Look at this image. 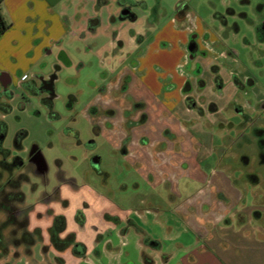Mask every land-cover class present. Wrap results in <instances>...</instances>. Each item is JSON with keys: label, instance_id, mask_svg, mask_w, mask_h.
I'll list each match as a JSON object with an SVG mask.
<instances>
[{"label": "crops", "instance_id": "obj_1", "mask_svg": "<svg viewBox=\"0 0 264 264\" xmlns=\"http://www.w3.org/2000/svg\"><path fill=\"white\" fill-rule=\"evenodd\" d=\"M140 2L1 0L0 12L8 28L0 35V93L8 103L11 87L34 90L47 77L41 72L47 66V55L53 57L56 70L70 67L74 62L69 50L74 43L101 34L108 37L107 52L99 47L96 53L99 59L107 54L103 65L116 74L103 86L107 92L98 93L89 104L91 113L100 106H111L106 117L109 124H96L97 134L111 141L140 171V178L152 185L175 179L185 172L181 165L192 166L188 174L202 179L197 161L203 151H219L222 161V147L211 145L212 127L221 123V110L227 108L233 117L242 119L253 111L237 96L247 74L235 65V58L217 47L210 33L203 30L199 34L183 26V16L171 17L157 28L146 25L149 18L135 10ZM212 66L221 80L218 90ZM22 75H26L24 80ZM55 78L54 74L53 84ZM120 89L122 93L113 97L111 91ZM203 91L209 96L205 98ZM186 97L201 112L188 107ZM126 100L128 104H121ZM210 103L215 110L208 109ZM167 134H175L174 140L169 141ZM215 194L228 199L222 204L212 194L203 196L201 207L213 204V208H153L141 198L139 208L97 209L93 211L98 220L94 231L112 226L120 237L114 240L99 234L86 243L79 231L66 229L65 221L58 238L71 235L72 240L63 248L55 247L50 238L52 221L62 214L55 213L43 197L42 210L28 205L25 209L26 228L37 234L34 243L26 250L6 239L0 248V263L12 254L25 255L28 264H82L81 259L84 264H106L103 258L112 261L115 257L112 264H264V208H231L238 195L235 190L222 194L219 187ZM31 215L35 216L33 223Z\"/></svg>", "mask_w": 264, "mask_h": 264}, {"label": "rangeland", "instance_id": "obj_2", "mask_svg": "<svg viewBox=\"0 0 264 264\" xmlns=\"http://www.w3.org/2000/svg\"><path fill=\"white\" fill-rule=\"evenodd\" d=\"M135 10L138 15L145 14L149 18L146 25L157 28L171 17L183 16V26L199 34L205 30L215 37L217 47L235 58V65L247 74L244 89L238 91L237 96L248 109H253L250 117H233L229 109L221 110L218 115L221 123L212 127L211 145L222 147V161L218 159L219 151L210 154L208 149L203 151L197 161L203 180L188 174L192 166L181 165L185 172L177 174L175 179L152 185L140 178V171L111 141L97 134L98 126L109 124L106 117L111 106H100L92 113L88 110L98 93L107 92L102 88L116 74L115 69L103 65L107 54L102 53L99 59L96 53L99 47L107 52L108 37L100 34L97 38L77 41L69 50L72 66L56 70L53 57L45 58L47 66L41 68V72L56 75L50 106L43 100L45 94L37 88L11 87L10 110L0 113L6 123L2 146L9 149L11 155L19 156L22 162V166L10 173L0 171V188L9 177L25 179L20 184L23 202L12 206L20 211L14 213L16 220L25 216L27 205L36 211L42 210L40 201L48 198L45 203L64 216L66 229L79 231V238L87 243L99 234L114 240L120 237L117 228L112 226H99L94 231L98 220L93 211L139 208L141 198L153 208H213V204L201 207L203 196L212 194L215 201L224 204L228 199L224 190H235L238 195L233 197L231 208H264V161L259 156L264 153V146H259L254 131L264 127V0H141ZM197 67L199 70V65ZM227 91L228 85L222 93ZM120 93L122 89L111 91L113 97ZM202 93L205 98L209 96ZM121 104H128L127 100ZM208 109L215 110V105L210 103ZM17 133L22 136L21 148L14 145ZM167 136L172 141L175 134ZM33 152L40 156L41 167L36 160H31ZM94 156L98 158L93 166ZM223 177L228 180L219 184L217 180ZM219 187L224 198L215 194ZM55 194V198L49 199V195ZM8 216L0 212V225ZM34 217L30 216L31 223ZM11 229L9 225L2 230L7 240L12 236ZM128 236L133 237L132 233ZM28 259L25 255L10 254L0 264H28ZM115 259L103 258V262L112 264ZM81 262L85 263L83 259Z\"/></svg>", "mask_w": 264, "mask_h": 264}, {"label": "trees", "instance_id": "obj_3", "mask_svg": "<svg viewBox=\"0 0 264 264\" xmlns=\"http://www.w3.org/2000/svg\"><path fill=\"white\" fill-rule=\"evenodd\" d=\"M1 1V0H0ZM8 28V23L4 20L0 12V35ZM212 72L214 73V82L216 88L221 87V80L219 75L217 74V69L215 66L211 67ZM234 83L236 86L240 87V82L237 78H234ZM188 90V84L184 85V91ZM9 96H5L8 98ZM186 105L190 108H195L198 112H201V108L196 106L194 101L190 97L185 98ZM10 110L9 104L4 100L3 94L0 93V113H7ZM6 132V123L0 118V171L10 173L12 170L22 166L21 158L17 155L11 156L9 149L2 146V140ZM15 146L17 148L20 147V139L22 136L20 134H16L15 136ZM25 179L16 180L14 178H7L4 187L2 186L0 189L8 188L9 190H0V212H3L8 217L1 222L0 225V248H4V243L6 239L2 235V230L9 225L12 227L11 229V242L15 246L22 245L26 250L34 243L35 236L37 235L35 232H30L27 230V218L23 217L21 220H16L14 217V213L20 212L17 208H12L13 203H21L24 199L23 192L20 190V184L24 182ZM257 212H254L256 215ZM65 227V220L62 215H57L54 217L52 221V225L50 227V238L52 243L57 248H63L68 243L71 242L72 236L69 235L65 239L60 240L58 238V234L63 231ZM19 235L17 236V234ZM76 253H80L75 251Z\"/></svg>", "mask_w": 264, "mask_h": 264}, {"label": "flooded vegetation", "instance_id": "obj_4", "mask_svg": "<svg viewBox=\"0 0 264 264\" xmlns=\"http://www.w3.org/2000/svg\"><path fill=\"white\" fill-rule=\"evenodd\" d=\"M53 79H54V75H49L46 78H43L40 80L39 85L37 87V89L40 92H43L45 94V97L43 98V100L50 106L51 105V100H50V96L53 95ZM241 87V84H240ZM36 89V88H35ZM259 105V104H258ZM257 105V106H258ZM262 107V106H261ZM255 134L257 136V143L259 144L260 147L264 146V127L261 128H257L254 130ZM14 145H15V141H14ZM17 148V147H16ZM20 148V147H19ZM261 150V149H260ZM10 151V150H9ZM36 155L35 152H33L30 155L31 160H34V156ZM14 156V155H13ZM259 156L261 157L260 159L262 161H264V153H259ZM97 156H94L92 158V164L95 162H97ZM22 163V162H21ZM94 166V164H93Z\"/></svg>", "mask_w": 264, "mask_h": 264}, {"label": "water", "instance_id": "obj_5", "mask_svg": "<svg viewBox=\"0 0 264 264\" xmlns=\"http://www.w3.org/2000/svg\"><path fill=\"white\" fill-rule=\"evenodd\" d=\"M192 48H193V45L190 44L188 46V50L191 51ZM34 157H35L34 160H36L38 165L41 167L42 166V160H41L40 156L38 155V153ZM93 164L96 165V162L94 161ZM77 249H79V246H77Z\"/></svg>", "mask_w": 264, "mask_h": 264}, {"label": "built area", "instance_id": "obj_6", "mask_svg": "<svg viewBox=\"0 0 264 264\" xmlns=\"http://www.w3.org/2000/svg\"><path fill=\"white\" fill-rule=\"evenodd\" d=\"M26 78V75L21 76V80H24Z\"/></svg>", "mask_w": 264, "mask_h": 264}]
</instances>
